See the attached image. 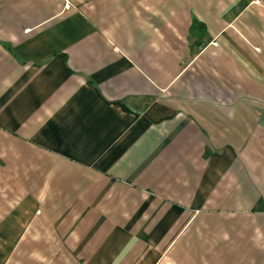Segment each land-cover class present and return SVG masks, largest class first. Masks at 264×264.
<instances>
[{
    "label": "crops",
    "instance_id": "crops-1",
    "mask_svg": "<svg viewBox=\"0 0 264 264\" xmlns=\"http://www.w3.org/2000/svg\"><path fill=\"white\" fill-rule=\"evenodd\" d=\"M262 112L264 0H0V264H264Z\"/></svg>",
    "mask_w": 264,
    "mask_h": 264
},
{
    "label": "trees",
    "instance_id": "trees-1",
    "mask_svg": "<svg viewBox=\"0 0 264 264\" xmlns=\"http://www.w3.org/2000/svg\"><path fill=\"white\" fill-rule=\"evenodd\" d=\"M191 24L192 25L190 27L189 36L188 37H191V38L195 39L196 36L201 33L202 26H201L200 23H197L196 21L192 22ZM259 124H261V126H264V112H262L260 114V123Z\"/></svg>",
    "mask_w": 264,
    "mask_h": 264
}]
</instances>
